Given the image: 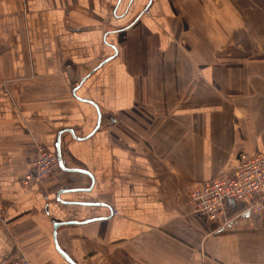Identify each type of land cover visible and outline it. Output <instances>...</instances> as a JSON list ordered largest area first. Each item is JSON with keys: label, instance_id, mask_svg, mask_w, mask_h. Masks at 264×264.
Here are the masks:
<instances>
[{"label": "crops", "instance_id": "crops-1", "mask_svg": "<svg viewBox=\"0 0 264 264\" xmlns=\"http://www.w3.org/2000/svg\"><path fill=\"white\" fill-rule=\"evenodd\" d=\"M64 128L93 181L22 184ZM242 151H264V0H0V264H71L54 221L78 264H264V213L218 229L190 198Z\"/></svg>", "mask_w": 264, "mask_h": 264}, {"label": "built area", "instance_id": "built-area-1", "mask_svg": "<svg viewBox=\"0 0 264 264\" xmlns=\"http://www.w3.org/2000/svg\"><path fill=\"white\" fill-rule=\"evenodd\" d=\"M38 149V157L23 176L25 185L35 184L59 168L54 148L39 145ZM190 198L193 211L218 229L248 213H264V151L240 152L229 170L195 186ZM233 209L237 211L231 214ZM11 264H31V260L19 252Z\"/></svg>", "mask_w": 264, "mask_h": 264}, {"label": "water", "instance_id": "water-1", "mask_svg": "<svg viewBox=\"0 0 264 264\" xmlns=\"http://www.w3.org/2000/svg\"><path fill=\"white\" fill-rule=\"evenodd\" d=\"M71 132L73 134V136L75 138H77L74 134V131L70 128H64V129H60L58 132H57V135H56V140L54 142V150L56 152V156H57V160H58V165L59 167L64 170V171H67V172H80V173H85V174H88L92 177V181H93V175L91 174L90 171L88 170H85L83 168H80V167H69L68 164H67V160L63 154V150H62V146H61V138L63 136V133L64 132ZM79 139V138H77ZM250 214H246L245 216H249ZM243 217V216H241ZM240 217V218H241ZM64 222H56L54 221V238H55V242H56V247L58 249V251L61 253V255L67 260L69 261L71 264H78L70 255L69 253H67V251L63 250L59 244H58V240H57V229L60 225H62ZM69 223V222H68ZM74 223H77V222H74Z\"/></svg>", "mask_w": 264, "mask_h": 264}, {"label": "rangeland", "instance_id": "rangeland-1", "mask_svg": "<svg viewBox=\"0 0 264 264\" xmlns=\"http://www.w3.org/2000/svg\"><path fill=\"white\" fill-rule=\"evenodd\" d=\"M39 145H42L43 147L48 148V149H53V143H51V142H50V143H47V142L40 141V142L37 143V145H36L37 152H36L35 155L29 160L26 169L19 173V179H20V182H21L22 184H24V182H23V176L26 174V172H27V171L29 170V168L31 167V163H32V161H33L35 158L38 157V151H39L38 147H39ZM64 156H66V155H64ZM58 169H59V168H56L55 171H54L53 173L57 172ZM53 173H52V174H53ZM24 185H25V184H24ZM28 185H31V184H28ZM29 259H30V258H29ZM95 263L99 264V259H98V260H95Z\"/></svg>", "mask_w": 264, "mask_h": 264}]
</instances>
